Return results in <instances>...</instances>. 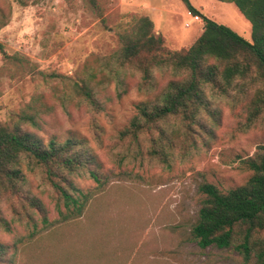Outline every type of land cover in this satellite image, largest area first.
Listing matches in <instances>:
<instances>
[{
	"label": "rangeland",
	"instance_id": "1",
	"mask_svg": "<svg viewBox=\"0 0 264 264\" xmlns=\"http://www.w3.org/2000/svg\"><path fill=\"white\" fill-rule=\"evenodd\" d=\"M0 0V124L10 126L16 113L32 103L42 105L40 129L54 137L84 140L92 154L90 167L99 175H74V187L86 195L80 214L63 219L52 192L41 178L25 172V189L44 209L32 221L12 222L4 203L0 214L10 222L0 228L10 264H244L231 248L200 249L191 235L203 182L228 189L242 185L250 172L243 160L264 143V115L252 118L244 97L212 99V116H203L194 150L178 154L168 166L148 160L140 150L118 139L143 97L128 80L126 93L113 84L98 95L94 111L72 93L71 83L84 67L117 46L126 15L147 16L169 49L188 47L202 30L180 0ZM203 16L225 25L250 42L251 25L232 3L188 0ZM103 19V21H102ZM169 76L157 77V86Z\"/></svg>",
	"mask_w": 264,
	"mask_h": 264
},
{
	"label": "trees",
	"instance_id": "2",
	"mask_svg": "<svg viewBox=\"0 0 264 264\" xmlns=\"http://www.w3.org/2000/svg\"><path fill=\"white\" fill-rule=\"evenodd\" d=\"M180 1L202 20L192 44L169 49L149 17L129 14L116 35V48L95 67H84L71 83L73 95L99 111L101 92L113 84L118 95L124 94L128 80L134 79L133 88L143 99L117 137L165 167L176 154L185 157L194 150L203 116H212V99L244 97L252 118L264 115V0H219L234 4L250 23V42L203 16L188 0ZM5 24L0 20V28ZM0 55L9 58L1 44ZM162 74L169 79L158 87ZM42 108L33 101L14 115L10 126L0 124V203L8 207L12 222L32 221L35 213L42 223L47 220L41 202L25 189V172L41 178L63 219L80 214L87 201L74 187V175L84 172L101 183L90 167L92 154L84 140L44 141L25 129H40ZM243 164L250 174L240 186L224 190L208 182L198 186L199 210L191 235L200 249L231 248L244 264H264V143ZM10 224L0 214V228L9 232ZM7 252L8 247L0 244V264L6 262Z\"/></svg>",
	"mask_w": 264,
	"mask_h": 264
},
{
	"label": "built area",
	"instance_id": "3",
	"mask_svg": "<svg viewBox=\"0 0 264 264\" xmlns=\"http://www.w3.org/2000/svg\"><path fill=\"white\" fill-rule=\"evenodd\" d=\"M188 15H189L190 17H192V20H193V21H198V20H199V17H198V16L191 15L189 12H188Z\"/></svg>",
	"mask_w": 264,
	"mask_h": 264
}]
</instances>
